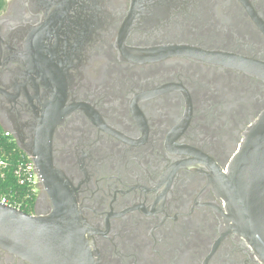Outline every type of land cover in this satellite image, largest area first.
Returning a JSON list of instances; mask_svg holds the SVG:
<instances>
[{
    "label": "flooded vegetation",
    "instance_id": "af4514ba",
    "mask_svg": "<svg viewBox=\"0 0 264 264\" xmlns=\"http://www.w3.org/2000/svg\"><path fill=\"white\" fill-rule=\"evenodd\" d=\"M263 114L264 0H3L0 130L97 264H261L222 187ZM48 208L42 186L26 213Z\"/></svg>",
    "mask_w": 264,
    "mask_h": 264
},
{
    "label": "water",
    "instance_id": "95a60500",
    "mask_svg": "<svg viewBox=\"0 0 264 264\" xmlns=\"http://www.w3.org/2000/svg\"><path fill=\"white\" fill-rule=\"evenodd\" d=\"M32 162L51 208L29 215L0 205V250L30 264H97L91 256V230L75 200L46 182ZM222 188L229 232L240 235L264 264V114L246 134Z\"/></svg>",
    "mask_w": 264,
    "mask_h": 264
},
{
    "label": "built area",
    "instance_id": "2783aa9c",
    "mask_svg": "<svg viewBox=\"0 0 264 264\" xmlns=\"http://www.w3.org/2000/svg\"><path fill=\"white\" fill-rule=\"evenodd\" d=\"M2 137L11 139L8 131H4ZM9 180L23 190L24 197L34 196L35 202L38 200L41 180L33 162L24 155L5 154L4 148L0 146V205L23 211L27 205L19 200L16 193L6 195L3 192Z\"/></svg>",
    "mask_w": 264,
    "mask_h": 264
},
{
    "label": "trees",
    "instance_id": "16d2710c",
    "mask_svg": "<svg viewBox=\"0 0 264 264\" xmlns=\"http://www.w3.org/2000/svg\"><path fill=\"white\" fill-rule=\"evenodd\" d=\"M3 6V0H0V8ZM3 132L0 130V146L4 148L5 154H13L14 156L23 155L12 141V139H6L2 137ZM6 195H10L12 193H16L19 200L22 202L24 201L27 205V208H23V211L27 212L33 209L35 205L36 197L31 196L29 198L24 197V192L22 189L16 186V183H12L9 180L7 186L4 188L3 191Z\"/></svg>",
    "mask_w": 264,
    "mask_h": 264
}]
</instances>
